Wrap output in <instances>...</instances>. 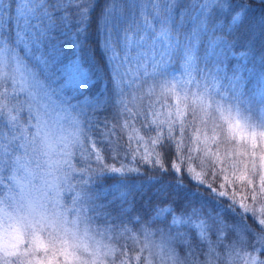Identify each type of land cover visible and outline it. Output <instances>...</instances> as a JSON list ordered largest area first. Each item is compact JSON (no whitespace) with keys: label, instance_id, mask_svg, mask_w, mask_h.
Returning a JSON list of instances; mask_svg holds the SVG:
<instances>
[{"label":"snow or ice","instance_id":"1","mask_svg":"<svg viewBox=\"0 0 264 264\" xmlns=\"http://www.w3.org/2000/svg\"><path fill=\"white\" fill-rule=\"evenodd\" d=\"M124 2L105 26L122 111L103 124L99 147L85 130L88 110L101 103L87 94L88 72L74 51L57 73L62 50L45 52L82 0H0V264H264V121L244 111L248 66L256 56L264 65V0H203L208 16L186 44L155 0L160 48L147 8L143 23H129ZM217 11L251 47L234 49L217 35L209 23ZM19 45L60 76L55 87ZM177 49L183 63L170 73ZM126 128L137 135L125 140Z\"/></svg>","mask_w":264,"mask_h":264},{"label":"trees","instance_id":"2","mask_svg":"<svg viewBox=\"0 0 264 264\" xmlns=\"http://www.w3.org/2000/svg\"><path fill=\"white\" fill-rule=\"evenodd\" d=\"M104 0H94L91 8L86 13V23L79 26L73 21L58 23L57 27L50 33V39L46 42L45 52L52 46L62 50L63 55L57 57L56 70L60 72L65 69V64L73 59V52L80 60L78 62L88 72L90 76L88 95L94 99L100 100V106L94 109V117L99 120L101 117L105 121L113 115L115 103L113 99V74L111 64L109 63V51L105 49L100 34L98 32V17L101 14V6ZM107 1V0H106ZM203 0H176L172 9L171 16L180 18L179 34L177 37L182 44H186V37L192 36L198 24L205 21L208 16V9L211 4L202 7ZM106 6V2H105ZM105 8V7H104ZM253 11H257L253 9ZM58 15H63L60 9ZM230 17L227 14L216 12L209 21L210 26H215L217 35L224 34V39L228 41L233 48L243 50L245 47H251L252 44L246 39L245 30H232L229 27ZM158 30L157 28H155ZM177 35V31L175 32ZM208 36L202 35L199 38V50L203 55L207 46ZM257 43L259 41L257 40ZM218 46L217 51H220ZM182 50V49H178ZM177 50V51H178ZM227 51V49H225ZM203 66V65H202ZM58 67V68H57ZM264 79V65H262L260 56H256L253 64L248 66V77L245 82V90L251 92L255 86H258ZM112 119V118H111ZM135 178V177H134ZM153 196V192H148L144 196V202Z\"/></svg>","mask_w":264,"mask_h":264},{"label":"rangeland","instance_id":"3","mask_svg":"<svg viewBox=\"0 0 264 264\" xmlns=\"http://www.w3.org/2000/svg\"><path fill=\"white\" fill-rule=\"evenodd\" d=\"M93 1L94 0H82V4H81L82 11L76 8H72L69 21H73L79 26L85 25L86 23V13L85 12L87 11L88 8H91ZM105 2H106V6H105ZM153 2H155V0H149L148 3H144V0H125L123 4V18L125 21L129 23H131L133 20L143 23V17L141 16V7L142 6L146 7L148 11L149 22L153 24L155 28L158 29L156 30V33H157L158 39L160 40V43L157 44V47L158 48L166 47L167 44L163 40V37H159V29L161 26V16H158L153 13V9H152ZM114 3L117 4V6L119 7L120 0H107V1L104 0L102 2L101 14L99 15L98 21H97L98 32L100 34L101 41L106 50H108V47L105 42L106 40V27L105 26H106V21L109 20V13L111 12L112 6ZM160 3H161L162 12H164L168 16L170 26L173 27L174 32L177 31L176 37H179L180 34L178 30H179L180 20L182 19L180 18V16L175 19L173 18V16H171L172 9H169L167 7L168 0H160ZM61 10H62V13L64 14V9L61 8ZM255 10L259 11V9H255ZM15 50L22 58H25L26 62L29 63V65L33 68V70L37 72V75L41 81H47L48 83H51L53 87L56 86V83L60 79V76L55 75L49 71H43V65L39 63V59H38L40 57V53L36 49H32L31 51H24L23 45H19L16 47ZM108 58H109V63L111 64V70L113 74V84H114L113 85V99L115 103V111L113 112V115L109 118V120L105 121L99 116H98V118H100L99 120L95 119L94 110L89 109L88 116L90 118V123L86 124V129H85L88 135L97 143L99 147L104 146V140H103V135H102L103 124L107 123L109 126H111L117 123L120 119L121 111H122L121 103H120L122 99L121 90L118 86V83L114 81V66L110 59L109 54H108ZM75 59L77 61L79 60L77 56H75ZM68 63L65 64V66L63 67H66ZM182 63H183L182 50H178L176 51L171 64L168 65L169 72L171 73L174 70L179 69ZM125 67L127 68L128 66L125 65ZM134 67L135 66L133 65L132 71H134ZM64 70L65 69H63L60 72V70L57 69L56 72L62 74ZM176 75L178 76L179 72H176ZM139 83L140 82L138 81L136 85H133L132 88L129 89V92H132L133 97H135L136 93L133 92L132 90L135 89L139 85ZM262 89H264V79L261 81V83L258 86H255L252 89V91L248 93V96L246 97V100H248V102L244 104V111L246 115L251 117V119L256 123H260L264 121V105H261L259 103L260 92ZM250 97H254V99H249ZM139 103H140L139 100L133 98L131 101L130 107L131 106L139 107ZM136 127H139V125H136ZM235 134L237 137L235 146L240 147L242 150V146L247 143V140H241L240 137L241 135H243L244 137H247L248 131L246 129H242V130L236 131ZM129 135L136 136L137 134L133 131V129H130V128L124 129L125 140L127 139ZM137 139H138V136H137ZM133 146H135V142H133ZM221 150L223 151V146ZM165 154L167 157H170L172 155L170 150H166ZM193 155H195V153H193Z\"/></svg>","mask_w":264,"mask_h":264}]
</instances>
